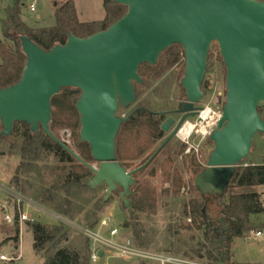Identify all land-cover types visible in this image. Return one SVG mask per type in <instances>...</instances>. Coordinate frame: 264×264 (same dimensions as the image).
Wrapping results in <instances>:
<instances>
[{
  "label": "water",
  "instance_id": "1",
  "mask_svg": "<svg viewBox=\"0 0 264 264\" xmlns=\"http://www.w3.org/2000/svg\"><path fill=\"white\" fill-rule=\"evenodd\" d=\"M114 1L128 8L126 15L88 38L69 33L65 45L49 51L27 36L19 38L27 61L19 82L0 89V138L11 137L17 123L28 124L32 134L42 131L93 174L90 188L105 184L106 201L121 187L120 198L131 209L126 197L135 184L134 176L151 165L188 119L197 117L210 48L217 43L227 70L226 103L209 136L214 149L196 185L203 193H223L251 154L254 138L264 134V120L258 112L264 103V2ZM176 44L184 49L186 62L181 80L186 102L179 110L183 116L152 157L128 171L116 158V139L128 119L119 117L118 111L137 101L135 84L143 83L140 66L156 65L160 55ZM64 89L81 92L76 102L80 142L90 146L98 167L84 161L50 129L52 99ZM173 124V119L168 120L162 130L169 132Z\"/></svg>",
  "mask_w": 264,
  "mask_h": 264
},
{
  "label": "rangeland",
  "instance_id": "2",
  "mask_svg": "<svg viewBox=\"0 0 264 264\" xmlns=\"http://www.w3.org/2000/svg\"><path fill=\"white\" fill-rule=\"evenodd\" d=\"M16 0H0V41L3 40L2 21L6 18V10L14 5ZM104 0H74L78 17L82 22L102 20L105 16L103 9ZM64 2V0H20L23 13V20L30 26L53 25L55 22V10ZM264 2V1H263ZM31 4H36V12H31ZM41 16L42 21L37 17ZM185 58L181 59L177 65L172 68H166L153 79L145 89L137 94L135 104L125 109H119L118 116L127 117L137 108L143 107L154 113L163 114L166 120H177L178 112L182 104L186 102V92L181 86V80L184 78ZM1 63V60H0ZM227 70L220 54L217 43H213L208 58L206 76L202 84L204 97L197 105L200 109L211 108L217 111V107L223 110L226 103ZM260 116L264 120V103L260 105ZM165 120V121H166ZM164 121V122H165ZM192 123L196 118L189 119ZM161 125V128L164 124ZM78 139L80 130L77 131ZM171 132H165L164 139L146 154H154L160 146L167 140ZM60 139L68 144L70 148L75 149L76 142L73 138L72 130H61ZM79 141V140H78ZM186 144L182 140L174 138L154 159L151 165L135 176V184L147 185L154 192L156 201V213L153 215L147 213L136 214L133 219V210L128 209L118 195V192L112 193L107 199L104 207L95 209V204L99 200L106 199L107 186L102 184L96 188H90L87 182L86 189L73 190V209L74 218L69 219L72 224L67 226L58 222L53 215L57 213L53 210L43 207L33 201L34 197L21 195L12 179L15 176L16 169L22 162L20 148L23 138L20 134L11 135V137L0 141V256H6L10 262L0 264H44L45 256L37 255L33 249V234L27 227V223H18L21 226V243L18 249H15V242L9 238L14 235L16 223L14 226L8 225L4 218L18 216L21 212L27 216L36 219L48 226L63 225L69 233V240L60 246L70 245L78 249L83 248L87 239H89L79 228L87 230H102L106 234L107 229L101 227V222L110 220L111 228L119 232L121 241L131 239L135 244L133 236V226L136 222L141 227V236L145 239L147 247L145 250L156 254H168L180 258L193 259L197 261H206L196 256V251L200 250L204 244L203 231L187 229L191 224V218L185 216V205L192 199L199 198L201 190L196 185V174L192 166V160L195 156L196 162L207 168V162L211 152L214 149L209 138L202 140L200 136L194 135ZM185 146V150L180 154V149ZM194 146L190 153L189 149ZM199 149V151H197ZM187 150V151H186ZM146 156L137 160L126 162L125 165L129 171H133L145 163ZM264 163V134L257 135L253 140V147L249 157L241 164V168L248 165H260ZM35 167L26 175L33 186L32 194L35 196L42 193L44 188L51 187L55 182H59L69 171L70 165L60 163L53 156L34 163ZM98 167V163H92ZM260 195V200L264 205V186L250 189ZM240 189L228 187L223 193L222 202H227L231 193H240ZM211 194H217L212 192ZM59 197L63 198L64 193L60 192ZM17 198L23 201L19 203ZM130 205V199L126 197ZM47 212V213H46ZM41 216V218L37 217ZM63 217V216H62ZM253 224L259 228L241 238L243 240H234L233 254L234 264H264V241L256 240L255 233L264 232V214L252 216ZM94 222L97 224L91 227ZM18 233L16 232L15 235ZM90 240V239H89ZM91 242V240H90ZM92 248V242H91ZM243 250V252H238ZM204 251L202 252V254ZM43 258V259H42ZM195 258V259H194ZM108 264H142L141 262L131 260L110 258Z\"/></svg>",
  "mask_w": 264,
  "mask_h": 264
},
{
  "label": "trees",
  "instance_id": "3",
  "mask_svg": "<svg viewBox=\"0 0 264 264\" xmlns=\"http://www.w3.org/2000/svg\"><path fill=\"white\" fill-rule=\"evenodd\" d=\"M103 9L105 11L103 20L85 23L79 20L74 0H64L55 10V26L31 28L22 21L20 1L16 0L14 5L6 10V18L2 21L0 89L14 86L21 79L27 61L19 40L21 36H27L42 49L49 51L56 45H65L69 33L79 38H88L108 29L122 19L128 11L127 7L117 4L114 0H104ZM183 58H185L184 49L176 44L160 55L156 65H141L139 75L143 83L135 84L136 93L139 94L147 87L151 79L164 69L174 67ZM183 66H185V61H183ZM80 96L81 92L78 89H64L60 95L52 99L53 114L50 129L59 139L61 130H72L76 142L74 151L84 161L92 164L95 161L90 146L80 142L77 134V131L81 130L80 115L76 109V102ZM258 112H260V107ZM164 119L163 115H158L146 108H137L120 128L116 139L117 161L125 165L126 162L137 161L146 156L165 137L161 129ZM1 131L0 123V133ZM16 134H20L23 138L20 148L22 162L12 179L17 191L21 195L34 197L33 201L53 210L58 215L73 219V190L86 189L92 173L50 137L45 136L42 131L32 134L28 124L17 123L12 135ZM5 139L0 138V141ZM184 150L185 146H182L179 153L182 154ZM3 155L4 152H0V156ZM152 155H147L143 163L148 161ZM51 156L62 164L70 165L69 171L59 182H55L49 188H44L42 193L35 196L32 194V184L25 177L35 167V162ZM192 166L197 178L205 170L196 162L195 157L192 160ZM259 186H264V163L237 169L229 187L240 189L242 192L231 193L227 202H222L221 194L200 192L199 198L192 199L185 205V216H189L192 221L187 229L203 231L204 244L200 250L195 252L197 258H204L210 264H234V240L244 238L259 228L253 224L251 217L264 214V205L260 200V195L250 190ZM60 192L64 193L63 198L59 197ZM130 199L133 219L136 218L138 212L150 215L156 213L154 192L149 186L144 184L135 186ZM107 203H109L108 200H99L95 204V209L104 207ZM18 217L19 215L16 216L17 220ZM96 224L97 222H94L91 227ZM27 227L33 234L35 253L45 256L44 264H91L89 239L81 249L70 245L60 246L69 240V233L63 225L48 226L34 222L27 223ZM133 236L136 245L141 249H146L147 243L141 236V227L137 222L133 226ZM11 239L18 242V236Z\"/></svg>",
  "mask_w": 264,
  "mask_h": 264
},
{
  "label": "built area",
  "instance_id": "4",
  "mask_svg": "<svg viewBox=\"0 0 264 264\" xmlns=\"http://www.w3.org/2000/svg\"><path fill=\"white\" fill-rule=\"evenodd\" d=\"M31 12L36 11V4L30 6ZM223 110L217 107V111L211 108L200 109L196 117V122L192 123L187 120L183 128L179 131L177 137L183 142H188L194 135L200 136L202 140H206L216 129L217 123L222 118ZM189 125L190 130L185 129V126ZM198 150V149H197ZM19 203L23 200L17 198ZM47 213V212H46ZM58 222H61L67 226H71V222L66 218L56 214L53 215ZM41 218V216L37 217ZM4 221L11 226L18 223H34L36 219L27 216L25 213H20L18 220L16 217L7 215ZM17 223V224H18ZM110 220H104L101 222V227L107 229L106 234H103L102 230H87L79 228L92 242L91 248V264H108L110 258L121 259L125 261L135 260L142 264H210L207 261H197L193 259L180 258L168 254H156L145 249L138 247L131 239L121 241L119 232L115 228H111ZM19 226V224H18ZM17 227V226H16ZM257 239L264 241V232H256ZM103 251L104 255L101 257L99 252ZM2 262H10V260L4 256H0Z\"/></svg>",
  "mask_w": 264,
  "mask_h": 264
},
{
  "label": "flooded vegetation",
  "instance_id": "5",
  "mask_svg": "<svg viewBox=\"0 0 264 264\" xmlns=\"http://www.w3.org/2000/svg\"><path fill=\"white\" fill-rule=\"evenodd\" d=\"M196 107L198 108V111L200 110V108H199V106H197L196 105ZM120 109H125V108H120ZM134 112H135V110L133 111V112H131L127 117H125V118H128L129 119V117L131 116V115H133L134 114ZM175 114H178V116H179V118L177 119V120H174V124L172 125V127H171V129H170V132H171V134H172V132L174 131V129L176 128V126L178 125V123L180 122V120H181V118H182V114H180L179 113V111L178 112H176ZM158 115H163V114H158ZM164 116V115H163ZM127 119V120H128ZM194 119V118H193ZM166 119H164V121H165ZM189 120V119H188ZM163 121V122H164ZM168 120H166L164 123H166ZM185 125V124H184ZM183 128V127H182ZM181 128V129H182ZM162 129V128H161ZM180 129V130H181ZM164 132V131H163ZM165 133V132H164ZM179 133V132H178ZM170 134V135H171ZM175 138H177V139H179L178 137H175ZM180 140V139H179ZM191 140V139H190ZM166 141V140H165ZM184 143H186V144H188L189 142H184ZM192 149H194V150H196L195 148H194V146H192L190 149H189V151L187 152V153H190L191 152V150ZM187 151V150H186ZM197 151H199V149L197 150ZM152 157V156H151ZM150 157V158H151ZM195 157V156H194ZM122 166H124L126 169H127V166L126 165H124V163H122V162H120V161H118ZM128 170V169H127ZM129 171V170H128ZM134 178H135V176H134ZM196 181H197V178H196ZM134 186V185H133ZM133 186L131 187V194H132V188H133ZM116 192H118V195H119V197H120V194L123 192V189L121 188V187H118L117 188V190L115 191V193ZM131 194H130V196L128 197L129 199H130V197H131ZM130 205H131V199H130Z\"/></svg>",
  "mask_w": 264,
  "mask_h": 264
},
{
  "label": "crops",
  "instance_id": "6",
  "mask_svg": "<svg viewBox=\"0 0 264 264\" xmlns=\"http://www.w3.org/2000/svg\"><path fill=\"white\" fill-rule=\"evenodd\" d=\"M20 1V0H19ZM104 2V1H103ZM32 5V4H31ZM23 11H22V8H21V19H22V21L25 23V24H27L29 27H31V28H50V27H53V26H55V24H56V20H55V22H54V24L53 25H46V26H38V27H36V26H30L28 23H26L24 20H23V18H22V16H23V13H22ZM36 12V11H35ZM104 18H105V16H104ZM103 18V19H104ZM102 19V20H103ZM37 20L40 22V21H42V18H41V16H38L37 17ZM80 20V19H79ZM81 21V20H80ZM98 21H101V20H98ZM82 22V21H81ZM88 22H93V21H88ZM86 23V22H85ZM261 192H263V191H260V192H258V193H261ZM19 229V233L17 234V235H15V233L17 232V230ZM15 233H14V235L12 236V237H9V238H14V237H16V236H18V242L17 243H15V249L17 250L18 249V246H19V244L21 243V237H20V234H21V226H17L16 227V230L14 231ZM236 240H243V239H236ZM256 240H257V238H256ZM238 252L240 253V252H243V250H238ZM43 259V258H42ZM45 262V261H44Z\"/></svg>",
  "mask_w": 264,
  "mask_h": 264
},
{
  "label": "bare ground",
  "instance_id": "7",
  "mask_svg": "<svg viewBox=\"0 0 264 264\" xmlns=\"http://www.w3.org/2000/svg\"><path fill=\"white\" fill-rule=\"evenodd\" d=\"M185 129L190 130L189 125H186V126H185Z\"/></svg>",
  "mask_w": 264,
  "mask_h": 264
}]
</instances>
